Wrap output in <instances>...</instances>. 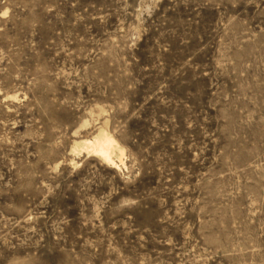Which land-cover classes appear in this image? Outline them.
I'll list each match as a JSON object with an SVG mask.
<instances>
[{"label": "rangeland", "instance_id": "1", "mask_svg": "<svg viewBox=\"0 0 264 264\" xmlns=\"http://www.w3.org/2000/svg\"><path fill=\"white\" fill-rule=\"evenodd\" d=\"M0 264H264V0H0Z\"/></svg>", "mask_w": 264, "mask_h": 264}, {"label": "bare ground", "instance_id": "2", "mask_svg": "<svg viewBox=\"0 0 264 264\" xmlns=\"http://www.w3.org/2000/svg\"><path fill=\"white\" fill-rule=\"evenodd\" d=\"M107 139L108 138H101V139L95 140L93 143L88 142L89 143L88 148H90L93 154H97L109 162L110 161L109 152H111L112 141L107 140Z\"/></svg>", "mask_w": 264, "mask_h": 264}]
</instances>
